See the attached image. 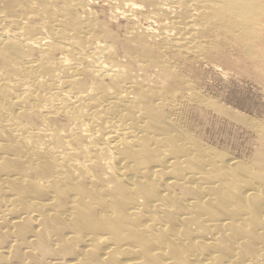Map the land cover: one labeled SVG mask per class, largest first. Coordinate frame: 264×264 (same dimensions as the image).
Instances as JSON below:
<instances>
[{"label":"bare ground","instance_id":"bare-ground-1","mask_svg":"<svg viewBox=\"0 0 264 264\" xmlns=\"http://www.w3.org/2000/svg\"><path fill=\"white\" fill-rule=\"evenodd\" d=\"M86 1L0 0V207L17 202L9 188L47 230L65 232L56 241L71 264H264V178L242 169L238 177L235 158L217 161L154 110L193 92L175 55L199 57L235 28L243 33L234 39L264 44V11L255 13L252 0H119L113 12L137 42L127 39L122 62L102 52ZM130 63L137 74L153 68L164 84L153 88ZM34 111H44L48 134L28 130ZM54 115L62 127L50 125ZM13 213L0 210V236L22 224ZM13 252L0 250V263L22 264Z\"/></svg>","mask_w":264,"mask_h":264},{"label":"rangeland","instance_id":"rangeland-1","mask_svg":"<svg viewBox=\"0 0 264 264\" xmlns=\"http://www.w3.org/2000/svg\"><path fill=\"white\" fill-rule=\"evenodd\" d=\"M117 1L119 0H92V2L91 0H87L85 8L92 13L91 22L95 25V27L93 26L95 28L93 29L94 34L106 42L102 52L110 53L114 58L124 61L126 60L124 57V50L128 48L125 45L127 44V39L131 40V42L133 41L132 44L134 45L137 44V42L131 39L126 32L128 22L124 20V18L121 19L115 16L113 12L114 10L112 7ZM134 1L137 3H141L142 1L143 3L146 0ZM252 1H254L252 3H255V5H253L255 13L264 11V0ZM56 3L57 5L62 4L60 1ZM257 3L259 6L256 5ZM88 5L89 7H87ZM77 11L81 12L79 9ZM103 18H105L106 21ZM69 24L71 25V22H69ZM89 24L90 21L87 22L86 20L84 21L83 27L85 28ZM147 24L144 21L140 22L142 26H146ZM101 26H104V29ZM103 30L105 31L103 32ZM242 33L243 31H239L238 28L233 29V31H225L220 43L218 42L216 45H210L211 47L199 57L175 55L172 60L178 70V74L187 81L191 89L193 88V92L187 94L184 91H180V93H177L173 98L166 97V99H173L175 101V106L172 107L167 104V102L162 101L159 103L160 105L154 107V110L159 111L161 116L166 115L170 117L175 130L186 133L196 144L202 146L204 144V147L213 153L217 161H219L220 158H235L237 162V167L234 169L235 175L237 174V176L240 177V169H242L244 175L253 179L256 177L255 180L258 179L262 182V178H264V44H256L249 47L244 39H234L233 36ZM102 52L101 50L97 51V53L101 55ZM37 55L39 57V52L34 49L31 56L33 58H38ZM54 57L60 59L61 55L55 52ZM99 60L100 63H102L103 58ZM130 65L132 64L130 63ZM132 68L133 69L130 71L133 74H137V70L133 65ZM153 71L155 70L151 68L147 70L146 74L137 75H140L139 77L143 79L144 82L149 83L153 88L162 86L164 82L160 80ZM61 74L63 76L62 78L66 76L65 73ZM151 74H153L152 77ZM85 80L83 81L85 82ZM18 81L19 79H13L10 83ZM154 91H156V89H154ZM189 94L192 95L190 96ZM148 103L149 102L146 101V104ZM43 113L44 111H34L30 114L29 118L25 119L28 130H39L44 134L49 133V130H47L49 126L43 124V121H41ZM233 114L241 115L244 118L252 120L255 125H258V129H252L246 124L233 120L231 118ZM55 117H58V119ZM51 119L50 125L56 128H60L65 124V118L61 115H54ZM38 141L41 142V140ZM0 143H6L5 139L1 138ZM45 145V143H41L39 147L43 148ZM51 147L53 148V145H51ZM46 148L48 150L51 149L50 147ZM161 148H164V150L168 148L169 150L167 149L166 153H170L171 147L169 144L163 143ZM6 156L9 159H14L16 157L12 152L7 153ZM21 162L24 166H30L31 163L26 159H22ZM191 167L193 166L191 165ZM241 177L244 178L245 176ZM157 178L162 185V177L157 176ZM42 185L46 187L50 184L47 181H43ZM181 188L182 186L176 183L174 191L176 190V193L185 195L184 188ZM6 191V196L15 197L14 200L15 202L17 200V202L14 203V205L7 204L1 206L0 210H10L12 213L15 212L16 214L13 213V218L22 221V224L17 227H12L10 225L3 228L5 234L0 236V241H2L0 242V250L5 251L8 249L12 252L15 251L13 252L14 255H19V257L22 258V260L19 258L22 264H71V257L64 256L63 254L61 255L56 241L66 236V233L63 232L62 236H58L54 233V230H47L48 227L41 224L39 218L34 216L35 213L33 214L30 210L23 209L24 204L19 201L16 197L17 195H15L12 190L7 188ZM43 201H47V198L43 199ZM45 232H49L48 239L44 236L46 234ZM46 248H48L49 253H45ZM86 248H88L86 244H81L78 250L81 251ZM33 252L35 253L33 254ZM32 260H34V262ZM5 263L6 261L0 264Z\"/></svg>","mask_w":264,"mask_h":264}]
</instances>
